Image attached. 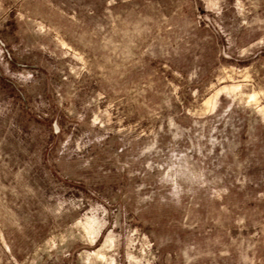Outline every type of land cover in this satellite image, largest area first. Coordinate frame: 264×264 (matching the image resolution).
<instances>
[{"label": "rangeland", "instance_id": "obj_1", "mask_svg": "<svg viewBox=\"0 0 264 264\" xmlns=\"http://www.w3.org/2000/svg\"><path fill=\"white\" fill-rule=\"evenodd\" d=\"M0 264H264V0H0Z\"/></svg>", "mask_w": 264, "mask_h": 264}]
</instances>
